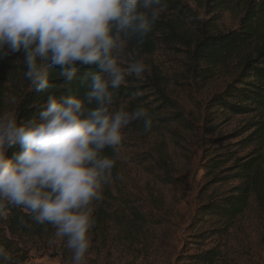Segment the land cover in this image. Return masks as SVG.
<instances>
[{"label":"rangeland","instance_id":"obj_1","mask_svg":"<svg viewBox=\"0 0 264 264\" xmlns=\"http://www.w3.org/2000/svg\"><path fill=\"white\" fill-rule=\"evenodd\" d=\"M183 1L201 20L212 18L202 7L206 0ZM218 17L212 23L219 31L240 28L236 14ZM194 28L187 22L188 32ZM190 50L182 43L158 42L139 56L126 49L119 53L125 67L136 60L146 65L140 78L128 76L133 82L149 83L154 72L159 73L175 108L161 115L167 120L156 121L151 135L123 131L122 176L93 202V213L104 211L102 225L90 230L83 264H187L191 256L211 250L218 256L215 264H264V200L252 199L233 227L220 235L215 231L218 224L199 219L204 206L240 185L232 178L236 160L264 159L262 116H235L214 107L243 55L206 76L191 63ZM227 159L232 160L212 168V160ZM163 162L165 170L159 166ZM63 243L58 240V246ZM52 250L33 251L27 263L72 264V254L56 256Z\"/></svg>","mask_w":264,"mask_h":264},{"label":"clouds","instance_id":"obj_2","mask_svg":"<svg viewBox=\"0 0 264 264\" xmlns=\"http://www.w3.org/2000/svg\"><path fill=\"white\" fill-rule=\"evenodd\" d=\"M162 7V0H0V60L22 51L34 90L51 87L52 67L59 66L68 81L78 65L99 69L83 98L49 96L39 121L0 115V202L54 226L56 236L66 238L72 264H83L93 202L113 180L116 156L105 150L118 154L123 131L134 121L145 131L152 127L146 108L112 110V105L126 76L140 78L146 71L138 60L123 66L119 53L150 33ZM93 101L97 107L89 109ZM17 144L21 151L9 157ZM8 259L0 247V260Z\"/></svg>","mask_w":264,"mask_h":264},{"label":"trees","instance_id":"obj_3","mask_svg":"<svg viewBox=\"0 0 264 264\" xmlns=\"http://www.w3.org/2000/svg\"><path fill=\"white\" fill-rule=\"evenodd\" d=\"M162 4L160 15L153 22L150 33L139 41L128 42L124 49L139 56L152 50L158 42L182 43L192 48L189 51L191 63L200 67L206 76L234 56L242 54L235 65L232 83L221 96L214 99V107L235 116H262L260 130L264 133V0H206L202 7L205 8L206 15L212 17L206 21L201 20L183 0H162ZM224 12L238 16V30L223 33L212 23L219 21L218 16ZM187 22L195 27L193 32L192 29H189L190 32L185 29ZM23 57L24 53L21 51L0 60V115L10 112L21 121L33 117L39 121V113L49 96L83 98L90 90L91 74L99 72L96 66L78 65L76 77L68 81L60 75L59 66L52 67L49 69L51 87L36 91L25 77ZM138 106L149 111L153 120L151 129L145 131L141 121L132 122L126 129L142 132L144 135L155 133L156 121L166 122L167 118H162L164 116L161 115L166 110L175 108L166 94L162 76L156 71L146 84L133 82L126 76L125 83L117 90L112 110L122 108L132 111ZM95 107V101L88 105L89 109ZM20 151L17 144L8 150V156L15 157ZM120 151L121 146L118 154L111 149L105 150L106 154L116 156L112 182L119 181L122 176ZM231 160H212V168L220 169ZM236 162L232 178L239 180L240 185L230 190L225 197L204 206L199 213L200 221H211L220 226L215 230L219 235L233 227L249 208L252 199L264 200V159L257 156L250 161L240 158ZM164 164L166 163H159L162 170H165ZM109 190V184L105 185L103 193L108 194ZM103 212L101 208L97 214L93 213L94 225L97 227L102 225ZM59 239L61 238L56 236V229L51 224H39L32 219V214L27 209L7 201L0 202V247L9 256L7 261L0 260V264H26L33 251L47 252L52 249L54 255L65 253L63 255L68 257L71 251L65 245L66 238H62L65 241L63 246H58ZM217 259V254L211 250L191 256L187 264H215Z\"/></svg>","mask_w":264,"mask_h":264},{"label":"built area","instance_id":"obj_4","mask_svg":"<svg viewBox=\"0 0 264 264\" xmlns=\"http://www.w3.org/2000/svg\"><path fill=\"white\" fill-rule=\"evenodd\" d=\"M26 264H30V263H26Z\"/></svg>","mask_w":264,"mask_h":264}]
</instances>
